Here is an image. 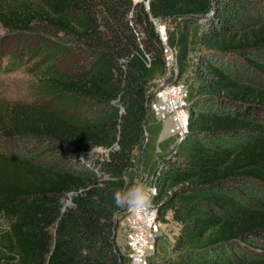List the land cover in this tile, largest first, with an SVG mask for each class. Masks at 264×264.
<instances>
[{"label": "trees", "instance_id": "obj_1", "mask_svg": "<svg viewBox=\"0 0 264 264\" xmlns=\"http://www.w3.org/2000/svg\"><path fill=\"white\" fill-rule=\"evenodd\" d=\"M146 2L0 0L1 28L40 44L37 97L50 102L0 109V136L51 147L49 162L0 154V264H128L116 242L127 208L114 194L136 182L155 184L159 223L169 214L180 228L147 264H264L213 259L264 232V207L226 192L264 184V87L235 68L264 79L246 59L264 48V20L236 27L247 0ZM153 21L173 27L166 44L187 74L189 134L175 155L169 145L155 153L161 122L147 92L168 66ZM99 150L104 159H88Z\"/></svg>", "mask_w": 264, "mask_h": 264}, {"label": "rangeland", "instance_id": "obj_2", "mask_svg": "<svg viewBox=\"0 0 264 264\" xmlns=\"http://www.w3.org/2000/svg\"><path fill=\"white\" fill-rule=\"evenodd\" d=\"M138 2V0H133ZM146 3V0H141ZM246 9H248V19L239 20L236 27H241L248 22H260L264 20V0H247ZM167 32V31H166ZM167 39V36H166ZM40 41V40H39ZM38 41L33 39L32 35H19L13 33H7L0 26V109H6L10 105H36L38 103L50 104L48 99L38 100L37 97V85L39 84V72L41 61L36 56V49L39 48ZM193 61L195 56H190ZM250 62L258 64L260 70L264 71V48L260 51L252 52L246 57ZM226 63H231V59L227 58ZM237 74L240 79L250 81L254 85H260L264 87V79L256 77L253 67L242 63L237 60L235 63ZM178 72V70H177ZM186 75L179 77L175 75L171 68H168L166 77L167 82L182 83L186 85ZM186 97L188 96V89H186ZM154 108L160 109L158 112L166 116L165 110L161 109V103L154 102L153 107L150 106V111L153 112ZM169 119V118H166ZM162 129V124H161ZM164 134L168 137L169 149L174 151V155L177 153L178 136L174 122L170 118L163 125ZM222 140V139H221ZM242 139L235 138V142L238 143ZM50 145L38 142L30 139H6L0 136V154L12 155V154H25L36 160L49 162ZM106 154L103 150H99L93 154L88 155V159H104ZM87 160V158H86ZM147 180H145L146 182ZM228 193H231L236 201L240 204L256 207H264V184L252 182L248 179L236 181L230 185L227 189ZM168 223L161 224L159 230V239L149 237V248L146 251L147 258L153 254L154 246L159 240V244L164 248H169L174 242V238L179 232V227L171 220V215L167 216ZM127 219L120 224L116 232V242L122 251L127 250ZM9 227L8 222L0 216V234L6 231ZM241 244V245H239ZM234 250L231 252H219L213 257L214 260L220 262H234V261H246L249 259H260L264 257V232L252 236L247 243H237L233 245ZM232 248V249H233Z\"/></svg>", "mask_w": 264, "mask_h": 264}, {"label": "built area", "instance_id": "obj_3", "mask_svg": "<svg viewBox=\"0 0 264 264\" xmlns=\"http://www.w3.org/2000/svg\"><path fill=\"white\" fill-rule=\"evenodd\" d=\"M146 11H148V3H144ZM155 30L164 46V57L168 68H171L174 76L177 74V62L175 52L166 44L167 32L173 30L170 24H162L153 21ZM167 31V32H166ZM147 95L152 96L150 106L154 102L161 103V109L165 110L167 115L174 122L177 143L181 144L185 141L189 134L190 115L188 104L185 101L186 88L182 83H168L166 75L157 78L154 85L149 88ZM104 152V151H103ZM82 160V159H81ZM150 185L155 184L152 182ZM127 229V246H128V264H147L146 251L149 248V240H152L157 234L161 224L158 221V210L156 206L151 204L149 208L142 210H126Z\"/></svg>", "mask_w": 264, "mask_h": 264}, {"label": "clouds", "instance_id": "obj_4", "mask_svg": "<svg viewBox=\"0 0 264 264\" xmlns=\"http://www.w3.org/2000/svg\"><path fill=\"white\" fill-rule=\"evenodd\" d=\"M157 191L154 185L136 182L130 187L117 190L114 194V202L117 208L142 210L151 206Z\"/></svg>", "mask_w": 264, "mask_h": 264}, {"label": "crops", "instance_id": "obj_5", "mask_svg": "<svg viewBox=\"0 0 264 264\" xmlns=\"http://www.w3.org/2000/svg\"><path fill=\"white\" fill-rule=\"evenodd\" d=\"M159 110L160 109H157V108H154V110H153L154 117L158 121H160L161 124H162V129H161V131L159 133V136H158V139L156 141L155 153L160 152L161 149H164V148L166 149L168 147V145H169L168 137H167V135L164 134L163 125H164V123L167 122V120L170 119V117L167 115V113H165L166 116H164L163 114H160L158 112ZM166 118H169V119H166ZM150 175H151V172L149 171V167H148V168H146V172H145L143 178H148V177H150Z\"/></svg>", "mask_w": 264, "mask_h": 264}]
</instances>
